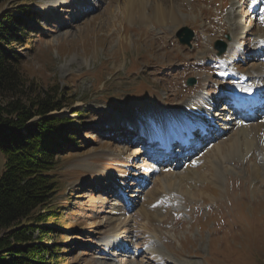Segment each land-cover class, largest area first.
Wrapping results in <instances>:
<instances>
[{"label":"rangeland","instance_id":"1","mask_svg":"<svg viewBox=\"0 0 264 264\" xmlns=\"http://www.w3.org/2000/svg\"><path fill=\"white\" fill-rule=\"evenodd\" d=\"M249 1L2 0L0 13L29 8L23 73L63 90L64 107L51 115L70 119L80 145L61 152L52 172L63 264H264V114L215 126L214 138L174 167L155 168L127 129L137 139L148 128L160 133L154 113L199 95L216 108L219 86L243 85L220 81L235 65L254 76L264 62L243 57L264 37V16ZM184 28L190 45L178 37ZM220 41L229 50L218 56Z\"/></svg>","mask_w":264,"mask_h":264},{"label":"trees","instance_id":"2","mask_svg":"<svg viewBox=\"0 0 264 264\" xmlns=\"http://www.w3.org/2000/svg\"><path fill=\"white\" fill-rule=\"evenodd\" d=\"M24 18H33L25 3L0 13V264H63L57 238L66 225L51 206L52 172L61 152L80 145L70 119L51 115L64 107L63 90L23 73L20 49L32 47Z\"/></svg>","mask_w":264,"mask_h":264},{"label":"bare ground","instance_id":"3","mask_svg":"<svg viewBox=\"0 0 264 264\" xmlns=\"http://www.w3.org/2000/svg\"><path fill=\"white\" fill-rule=\"evenodd\" d=\"M64 6L67 7L68 3L64 2ZM248 6H249V4H248ZM259 42L264 43V37H262V39ZM229 48H230V51L233 54L239 55L238 50L236 49V47H232L231 46ZM249 74H251V72ZM253 74L258 75V77H261L260 80H263L262 77L264 75V64H261L258 67L257 66L253 67ZM246 76H247V74H245L243 77H240V80H239L238 83H243V85L241 84L242 86H240L238 88L236 87L233 90L229 89V90H227V92L223 93V94L226 93V94L230 95V97H233V94H231V92L238 93V98H235V100H233V101H235L234 102V106H237L238 109L240 107H242L243 110H246L245 109L246 107L249 108V106L253 105V103L249 102V99L246 98L247 94H255V93L256 94H263V92H264V85L263 84H258V85L247 84V79H246L247 77ZM233 86H235V85H233ZM222 90L224 91V89H222ZM220 93H222V92H220ZM193 99L195 101H191V100L187 101L185 104H183L182 106H180L178 108H173L172 110L170 109V110H166V111L164 110L167 113L171 112V113H168V114H171L174 117V122L173 123L169 122V120H168L169 117H168V115H166L167 113L164 114V112H162L161 114H158V115H156V113H154V116L157 117L160 120L161 128H162V133L157 138H160V140L162 142H169V141L173 140L176 136H179V137L183 136V132H181V130H186V131L190 130L191 131L192 129H196V128L201 129L202 128L201 126L204 123H206V124L214 123L215 125L218 124L216 122L217 119H215V116L211 113V111L215 109L214 106H213V104H214L213 99H210L209 97L204 96V95H199V96H197V97H195ZM250 109H252V108L250 107ZM152 114H153V112H152ZM232 115H234V113ZM204 116L207 117V119H208L207 122L208 123L206 122L207 119L206 120H202V117H204ZM223 117L224 118H221V121L222 120L224 121L222 123V125L224 127H227L228 124H230L229 122H230L231 118H227L228 116H225V115ZM246 117L247 116L244 115V116H242V119L244 120ZM259 127L263 128V129H260V130H264V126L261 125ZM123 133L124 134H128L127 131H125ZM239 133L241 135H243V134L247 135V133H249V130L246 127L245 128H240L239 129ZM238 146H239V144H238Z\"/></svg>","mask_w":264,"mask_h":264},{"label":"water","instance_id":"4","mask_svg":"<svg viewBox=\"0 0 264 264\" xmlns=\"http://www.w3.org/2000/svg\"><path fill=\"white\" fill-rule=\"evenodd\" d=\"M183 33H186V35L181 38V36L183 35ZM178 37L180 38L181 42L184 43V44H189L190 45V41L193 37V32L191 30H189L188 28H184L179 34H178ZM217 47L218 49L220 50V52H224L225 51V48H226V45L225 43L223 42H219L217 44ZM194 80H191L189 81L190 84H193Z\"/></svg>","mask_w":264,"mask_h":264}]
</instances>
